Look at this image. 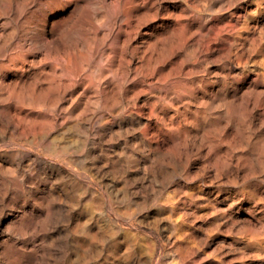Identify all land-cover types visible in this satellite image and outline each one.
Here are the masks:
<instances>
[{"label": "bare ground", "instance_id": "6f19581e", "mask_svg": "<svg viewBox=\"0 0 264 264\" xmlns=\"http://www.w3.org/2000/svg\"><path fill=\"white\" fill-rule=\"evenodd\" d=\"M148 1L153 6L157 2ZM189 1H180L181 12L173 15L176 26L161 23L154 34L162 45L171 39V49L166 53L156 50L151 34L142 35V47L130 54L125 49L130 42L126 24L132 20L131 10L145 0H111L115 8L108 13L104 12L105 1L100 0L99 23L91 24L88 33L76 24L68 29V16L58 15L48 22V17L62 11L63 3L59 0L45 1L44 11L39 14L23 16V10L15 12L13 19L22 24L21 35L11 52L10 35L0 42V140L7 139L21 148L0 153V264H97L91 251H96L100 264H142L144 254L150 255L149 241L133 228L129 231L131 236L124 228V239L115 240L120 225L112 222L107 201L99 190L82 178H94L101 189H107L105 177L110 173L134 174L139 187L146 181L148 170L153 177L163 173L168 176L171 171L168 173L169 164L161 160L160 142L166 144L168 161L180 174L189 171L193 157L200 159L202 169L214 160L219 167L217 178L235 176L240 167L252 174L254 167L264 163L259 160L264 159V111L260 109L264 103V8L260 9V5L264 3L252 0L256 2L253 10L241 6L220 19L190 9ZM172 6L177 7L176 3ZM255 14L257 18L252 19ZM3 16L0 14V39L6 31V20L10 19V15ZM119 36L125 37L124 47L118 46V63L123 67L120 66V80L109 91L103 80L95 79L97 85L93 86L97 87L93 94L97 97L87 107L82 103L88 97L87 87H81L87 77L83 48L93 43L88 62H105L99 54L108 44L110 69L118 54L114 47ZM211 54L225 59L219 72L210 70V64L208 67ZM252 57L256 69L248 70ZM133 58L137 60L135 65ZM245 69L253 71L251 77L246 76ZM8 77L11 81L6 83ZM129 81L131 88L124 85ZM101 104L105 110L98 112L95 106ZM228 128L245 146L240 154L229 151ZM129 132L130 138L113 143L119 134ZM67 136L79 141L85 153H77L56 141ZM248 144L253 148L246 149ZM237 145L236 148L241 146ZM36 150L41 154H36ZM174 152L179 154L172 157ZM242 159L249 163L243 166ZM257 177L260 180L256 179L255 184L259 186L264 183V172L260 170ZM114 185L109 182L110 187ZM84 199L89 200L91 207L83 205ZM115 210L121 212L118 207ZM91 212H96L97 217Z\"/></svg>", "mask_w": 264, "mask_h": 264}, {"label": "rangeland", "instance_id": "374dc122", "mask_svg": "<svg viewBox=\"0 0 264 264\" xmlns=\"http://www.w3.org/2000/svg\"><path fill=\"white\" fill-rule=\"evenodd\" d=\"M45 1H48V0H11V1L10 0H0V14L4 16L10 15L9 16L10 19L8 18L5 23L6 31L4 35H2L3 37L1 36V39H0L1 40L0 42H3L2 40L6 41L9 39L7 37L10 35V38H11L10 44L11 42L13 44L11 46L9 44V47H8L9 52H11L12 48H14V45L18 41V37L19 35H21V32H22V24L19 23L17 20L13 19L15 12L17 13L18 10L22 12L21 10H23L22 12L23 16L27 14L30 15L31 13L35 14V12L36 14H39L41 13L40 11L42 12L44 11L43 3ZM59 1H62L63 3L62 11L55 13L54 16L48 17V20H49L48 22L51 21L50 18H54L58 15L68 16V22H67L68 29L69 27L71 28L72 24L74 25L76 24L77 27L84 29L86 33H88L91 24L96 25L99 23V18H100L99 12L101 10L100 0H59ZM104 1H105L104 12L108 13L112 11L111 8H115L114 4L111 3V0H104ZM156 1L157 2L153 6V5H150V2L148 0H145L143 4L141 3V5L140 4L138 5L140 7L137 6L136 7L137 9L134 8L133 10H131L132 11L131 15H133L134 17L131 16L130 19L132 20H130L129 22L130 25L129 23L126 24V28L128 30L127 34L131 33L129 34L130 37L128 36L130 42H128L129 44L127 45L129 48L127 47V45H125V49L127 48L126 49L127 53L130 54L131 52L134 51L133 49L142 47L143 39H141L140 37L148 36L150 34H151V40L153 41L154 39L153 42L154 43L156 42V45H157L156 50L158 49L157 51L166 53L168 50L171 49L169 45L171 42V39L165 42V44L167 45L165 44L162 45L158 43L157 40H155L156 37L154 38L155 36L154 34L155 32L159 30L161 23H163L166 26L172 25V24L173 26L174 25L176 26L177 22L174 21L175 17L173 15L174 13L176 14V12L177 13L181 12L180 11L181 8L179 6L181 5L182 2H180L181 0H163V1L156 0ZM204 1L205 0L202 1L203 5H201L202 3L200 0H191L187 3V5L190 7V9L194 11H197V10L198 12L201 11L199 13L201 15L205 14L206 16H208L212 14L211 16L219 17L220 19H223L225 16H226L225 18H227L233 10L240 8L241 6H247L251 10H253V8L256 7L255 6L256 2L252 0H247V1L235 0V2L234 0H228L227 2H225L226 4L230 3L229 4L230 6L228 4L227 5L224 4V1L226 0L224 1L206 0L207 3L206 1L204 3ZM232 1L234 3V6H233ZM220 2L221 3L223 2L224 5L220 4ZM172 3L173 4L176 3L177 7L176 8L173 7ZM214 3L216 6L218 5L217 6L218 8L214 5ZM260 3H264V0H260ZM243 4H246V5H243ZM108 5L110 6L112 5V7ZM204 5H206L205 8H204ZM26 6L29 8H27ZM152 6L156 10L152 8ZM219 6H220V9H219ZM196 7L199 8L200 10L197 9ZM212 8H214V10H212ZM262 8H264V5L261 4L260 9ZM215 9H217V11ZM6 10L10 11V13ZM69 12H70V15H68ZM262 12H264V10H262ZM255 15H253L252 19L257 18L258 15L257 14ZM86 16L89 17V21ZM90 18L92 19L90 20ZM130 28H132L131 31H130ZM137 30L139 32H137ZM145 32L146 33L149 32V33L146 34ZM133 34H135V37H133ZM6 35L8 36L6 37ZM120 37L122 36H119L117 40L118 41L117 43L119 44L120 42V44L118 45L116 43V46L114 47L116 50V54L121 50V48L124 47L123 40L125 37H122V38ZM93 45L94 44L92 43L91 45L83 48V51H84L83 54H85V57H86L84 60L87 61L86 63L84 61L85 65L83 63V70L85 71V73H87L85 75H87L89 79L85 76L84 84L81 86L82 88L85 86L84 88L86 89L87 87L88 89V92H87L88 97H84L82 99V103L86 105L87 107L92 106L93 102L95 101V98L97 97L96 93L93 94L94 92H96L95 88L97 87V86L96 87L93 86L94 84L97 85V81L95 79L103 80L105 82V87L108 88V90L110 91V88L112 87V85L118 83V81L120 80L119 75H121L122 68H123L121 66V62L120 64L118 63L119 61H121V59L119 58L120 57L119 53L117 54V56L115 55L114 57L115 59L113 60L114 62L113 67L110 69L107 68L109 67L107 66L109 63V60L107 61V59H109L108 56L110 55L109 52L111 51L108 44H106L105 47H102V49L100 50L101 52L99 54V58L102 60H105L106 63L101 60L100 61L96 60L97 62L94 61L93 63L92 61L88 62L92 58V54L90 52H91V48ZM120 45H121V48H119ZM163 46L165 47L164 48L165 50L162 48ZM107 53H108V56H106ZM215 57H216L215 54H211L210 55L211 59L209 58L207 60V64H208V67L210 64V70L212 69L213 71L218 70L217 72H219V69L224 68L221 65V63L224 65L225 59H223L222 61V59L216 57L218 59L217 61ZM135 59L136 58L132 59V62H133L132 64L134 65L137 64V60ZM211 61L213 63H211ZM254 61L255 59L253 60V57H252L249 62V64L250 63L251 64L250 65L248 64V70L256 69L255 66H252L254 65L253 63ZM90 64H92L91 65L92 67L90 66ZM104 64H106V67ZM103 65L104 67H102ZM17 66L19 67V65ZM88 68L90 71L88 70ZM101 69L103 71L104 70H107V71L109 70V71L108 73L107 71L106 72L104 71L105 72L104 73ZM112 69H114V71L116 72V75L115 73L112 72L113 71ZM117 70L120 72V74H118L119 72ZM100 71H102L103 74ZM244 73L246 74L247 77L248 76L251 77L253 74V71L250 72V71H246L245 69ZM21 74L22 73L19 70L18 75H21ZM92 75L93 76L96 75L95 76L96 78L93 77ZM242 76L243 75L239 76V78L241 77L240 79L243 81L244 76L243 77ZM10 81L11 79L10 77H8L6 79V83ZM124 85L127 88H131L133 84H131V82L129 81L128 84L125 83ZM107 93L110 95L109 92ZM95 108L98 112H100L101 110H105L102 104L96 105ZM107 109L110 110L111 108H107ZM260 109L264 111V103H261ZM117 127L118 126L115 123L113 128L116 130ZM232 131H233L232 128L227 129L228 141H229V144H228L229 151H233L234 152L233 155L240 154L239 152L242 151L244 145L242 146L241 142L238 140L239 139L238 136H236L234 131L233 132ZM128 136L130 137L132 136L131 132L121 133L119 134V136L115 137L114 140L112 141L114 144H120L123 141H125L127 138H130ZM63 139L57 138L56 141H62L63 143L67 145V147L72 148V150H77V153H80V154L85 153L84 148H83L84 146L79 141H73L68 136L67 138L64 137ZM152 140L154 141V139ZM0 141H1L0 142L1 155H3V153L6 151L13 152L21 148L19 146L17 147L16 144H13V143L11 144L9 140L7 139L0 140ZM106 144L109 145L110 142L109 143L107 142ZM160 145L161 147L163 146L162 149L164 148L163 150L161 149V155H160L161 160L162 162H166L167 165L169 164V166H167L168 173L171 171L170 173L172 174V176L170 173L168 176H166V174L163 173L161 174V176L156 175L155 176L156 178H155L152 176V171L148 170L146 172L148 174V176L146 175L147 177L146 181H144L143 185L139 187V185L135 184L134 178L136 177V175L134 174L127 175L124 172L110 173L107 175V177H105V183H107L108 185L107 189H104V188L101 189L99 184L94 178H91V177L90 178L88 177L87 179L82 178L83 180L87 181L91 186H93L95 189L99 190L100 194L102 195V198L107 201L108 210L110 211L112 222L120 225L121 229L117 231V235L115 234L114 239L115 240L118 239L119 241L120 240L122 241V239H124L123 238L124 232L128 233L127 235L131 236L132 232H129V231H131L130 229L132 228H133L132 231L135 230L138 233H140L143 237H145L149 241L150 246L152 248L151 247L149 249L147 248L151 256L149 254H144L145 256L142 258V264H148V263L149 264H264V183L260 184L259 186L255 184V182H258L256 179L260 180L257 177L260 173V170L264 172V166H262L264 165V163L259 164V166L261 165L260 167H254L253 168L254 170H252L253 172L251 171L252 174L251 173L247 174L245 168L243 169L242 167H240L239 169L241 170V172L239 170L237 175L235 176L233 174H228L227 178H225L226 176L224 178H217L218 174H215V173L219 172V171L217 172V170H219V167L216 165L214 160H212L214 163L211 162L212 164L210 166L205 165V167L202 169L200 159H198L197 157H193L194 159L191 158L192 165L189 168V171H187V173L185 174L183 173L180 174L181 172L178 170V168L175 167V165H172L173 162L168 161L169 152L167 151L166 144L160 142ZM236 145L237 146L241 145L242 146V147L240 146L241 149H239L240 147L236 148ZM249 148L252 149L253 146L248 144V146H246V149H249ZM35 153L41 154V151L36 150ZM176 154L178 155L179 153L174 152L172 157L177 156ZM4 160H7V159L4 158ZM259 160L261 162L264 159L260 158ZM232 161H235V157H233ZM244 161L240 162L243 164V166H244V163L245 164L249 163L247 160H244ZM177 170L179 171V173ZM255 170L257 173L255 172ZM174 174L177 175L178 177L174 176ZM242 174L243 176L246 175L244 176L245 178L242 176ZM165 176L168 178L170 177L172 178L169 180ZM246 177L248 180L246 179ZM150 178L153 180H151ZM155 179L156 181H154ZM148 180H150V182L152 183H149ZM210 181L212 182V184ZM109 182H114L115 185L110 187ZM145 184L147 185L151 184L150 185L151 187L147 185L144 186ZM140 191H142V193H140ZM254 191H256L257 193L259 192V193L257 194ZM58 193L60 194V192ZM85 200H86V203H85ZM170 200H172L173 203ZM168 202L170 205L168 204ZM229 202L231 203V205ZM68 204H70V202ZM86 204L87 205L89 204V200L84 199L83 205H86ZM90 205L91 204H89V207H91ZM115 207H118L119 211L121 212L117 213V211L115 210ZM91 213H92V216L97 215L96 212L95 213L91 212ZM138 221H141V223ZM99 224H103V223L100 222ZM124 228L126 229V231H124L125 230ZM119 232L121 234H119ZM176 234H177V237H176ZM130 236H128L129 237L128 240H131L132 237ZM180 238H182V240ZM146 246L148 247L149 245L146 244ZM176 247L178 249H176ZM144 249L146 251L145 247ZM90 254L92 255L90 256L93 258V260L97 262V264L101 263V260L99 259L100 257L96 255V251H91ZM148 260H150V262H148Z\"/></svg>", "mask_w": 264, "mask_h": 264}]
</instances>
